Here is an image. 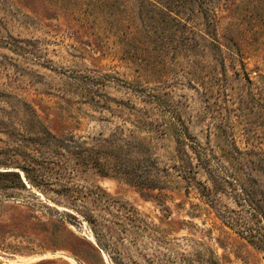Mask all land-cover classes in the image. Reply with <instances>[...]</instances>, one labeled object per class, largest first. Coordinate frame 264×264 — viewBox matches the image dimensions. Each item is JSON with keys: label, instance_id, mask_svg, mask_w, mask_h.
Masks as SVG:
<instances>
[{"label": "rangeland", "instance_id": "1", "mask_svg": "<svg viewBox=\"0 0 264 264\" xmlns=\"http://www.w3.org/2000/svg\"><path fill=\"white\" fill-rule=\"evenodd\" d=\"M105 1L0 0V146L38 120L112 162L106 152L134 125L178 116L216 157L236 147L264 160V0H111L107 14ZM159 137L148 145L163 166L176 145ZM76 162L53 176L80 187L97 214L133 207L155 231L126 246L117 233L103 238L114 261L86 222L20 192L0 201V264H264L194 190L148 189ZM254 174L264 190V171ZM219 203L237 209L228 196Z\"/></svg>", "mask_w": 264, "mask_h": 264}, {"label": "trees", "instance_id": "2", "mask_svg": "<svg viewBox=\"0 0 264 264\" xmlns=\"http://www.w3.org/2000/svg\"><path fill=\"white\" fill-rule=\"evenodd\" d=\"M110 1L103 2L108 9L103 10L105 14L112 6ZM173 118L179 120L164 128L152 123L134 125L136 130L130 135L131 139L106 152L112 162L104 163L99 156L96 158L97 154H102L101 150H84L72 140L59 138L37 120L17 143L0 146V201H18L20 192L36 191L44 195L57 206L66 208L63 213L57 210L63 221L69 220L76 225L86 222L110 257L109 251L119 253V250L109 242L101 244L103 238L117 233L113 239L126 246L127 243L137 244L145 232L155 231L133 207L108 205L113 219L97 214L85 204L84 191L80 187L53 176L55 169L64 171L76 157L77 162L72 167L91 163L104 176L123 175L127 181L144 188L194 190L216 210L226 226L264 252V190L254 174L255 170L264 171V160L251 162L252 158L236 147L229 157H216L184 122L179 123L180 117ZM137 130L146 131L149 136L133 137ZM158 134H161L159 139L166 138L176 145L163 166L151 152ZM250 164L254 167H249ZM226 196L232 199L236 210L221 208L219 201ZM33 197H37L36 193ZM111 259L118 261L113 256Z\"/></svg>", "mask_w": 264, "mask_h": 264}]
</instances>
